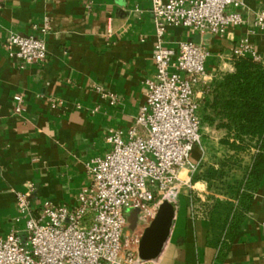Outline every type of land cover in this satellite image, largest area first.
I'll list each match as a JSON object with an SVG mask.
<instances>
[{
  "label": "crops",
  "instance_id": "crops-1",
  "mask_svg": "<svg viewBox=\"0 0 264 264\" xmlns=\"http://www.w3.org/2000/svg\"><path fill=\"white\" fill-rule=\"evenodd\" d=\"M151 5V0H0V236L23 229V222H15V192L29 193L34 216L44 202L73 207L89 183L86 163L109 150V131L126 133L134 126L145 103V81L155 75ZM260 9L264 0H244L237 9L242 24L221 37L166 30L165 48L176 51L179 42L191 40L209 52L195 90L199 101L216 79L233 71L232 49L239 40L248 39L264 63V32L253 26ZM10 34L43 39L46 61L23 66L9 59L3 45ZM95 87L113 93L116 103L110 105ZM215 124L202 126L210 136L191 153L197 171L179 172L172 226L159 256L142 264H264V171L243 211L236 187L254 151L239 155L240 167L223 176L210 172L233 154L220 142L225 132ZM235 212L242 213L240 225L226 242ZM130 213L135 222L131 229L126 218L125 235L139 231L138 211L127 208L126 217Z\"/></svg>",
  "mask_w": 264,
  "mask_h": 264
},
{
  "label": "built area",
  "instance_id": "built-area-1",
  "mask_svg": "<svg viewBox=\"0 0 264 264\" xmlns=\"http://www.w3.org/2000/svg\"><path fill=\"white\" fill-rule=\"evenodd\" d=\"M243 1L151 0L155 75L145 81V103L134 126L126 133L109 131L105 139L109 150L86 163L89 183L78 192L73 207L44 202L34 216L29 193H14L15 222H23V229L0 236V264H142L138 258L142 232L162 202L175 203L179 172L197 171L190 158L201 144L195 90L209 52L191 40L179 42L176 51L165 48L164 35L168 28H182L221 37L242 24L237 9ZM253 26L264 32V9L256 12ZM46 29L45 25L42 32ZM3 47L19 65L47 59L44 40L33 35L10 34ZM232 56L262 63L248 39L236 43ZM94 89L110 105L116 103L113 93ZM14 100L20 112L21 97ZM127 208L138 211L139 231L133 235L123 233Z\"/></svg>",
  "mask_w": 264,
  "mask_h": 264
},
{
  "label": "trees",
  "instance_id": "trees-1",
  "mask_svg": "<svg viewBox=\"0 0 264 264\" xmlns=\"http://www.w3.org/2000/svg\"><path fill=\"white\" fill-rule=\"evenodd\" d=\"M201 128L216 124L225 132L222 143L242 155L254 151L244 180L236 187L238 203L246 208L264 171V64L250 58H233V71L216 79L199 101ZM242 213H234L227 228L231 242Z\"/></svg>",
  "mask_w": 264,
  "mask_h": 264
},
{
  "label": "water",
  "instance_id": "water-1",
  "mask_svg": "<svg viewBox=\"0 0 264 264\" xmlns=\"http://www.w3.org/2000/svg\"><path fill=\"white\" fill-rule=\"evenodd\" d=\"M173 217L174 206L166 201L162 202L157 210L154 220L144 229L141 235L138 246V258L142 263L153 261L159 256L162 247L169 236ZM134 222L131 223L132 226L130 225L131 229Z\"/></svg>",
  "mask_w": 264,
  "mask_h": 264
},
{
  "label": "rangeland",
  "instance_id": "rangeland-1",
  "mask_svg": "<svg viewBox=\"0 0 264 264\" xmlns=\"http://www.w3.org/2000/svg\"><path fill=\"white\" fill-rule=\"evenodd\" d=\"M209 136H210V133L208 131H205V130L201 129V131H200V139H201V146L200 147L201 148L203 146L202 145L203 140L206 139V138L208 139ZM224 137H225V135L220 140L221 143H222V140L224 139ZM208 148H210L212 150V152L216 151V149H217V147H215L213 145L208 146ZM241 162H242V159L239 157V155L233 153L231 157L224 159L222 162H220L219 164L214 166L213 169L210 172H212L215 175L223 176V175H225V170L226 171L234 170L235 167H240ZM237 184L238 183H236V185ZM126 218L128 220V225L129 226L131 225V223H133L135 221L134 220L135 217L131 213L129 215H127Z\"/></svg>",
  "mask_w": 264,
  "mask_h": 264
}]
</instances>
